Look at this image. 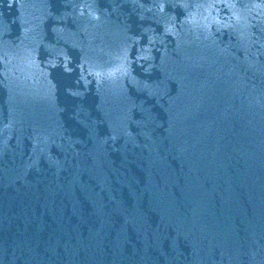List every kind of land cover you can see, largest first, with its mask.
Returning a JSON list of instances; mask_svg holds the SVG:
<instances>
[{
	"label": "water",
	"instance_id": "obj_1",
	"mask_svg": "<svg viewBox=\"0 0 264 264\" xmlns=\"http://www.w3.org/2000/svg\"><path fill=\"white\" fill-rule=\"evenodd\" d=\"M0 264H264V0H0Z\"/></svg>",
	"mask_w": 264,
	"mask_h": 264
}]
</instances>
